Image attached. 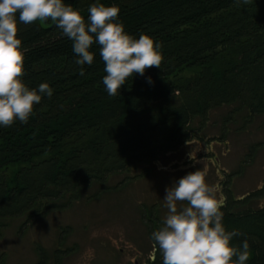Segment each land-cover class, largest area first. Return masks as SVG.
Wrapping results in <instances>:
<instances>
[{
	"label": "trees",
	"instance_id": "trees-1",
	"mask_svg": "<svg viewBox=\"0 0 264 264\" xmlns=\"http://www.w3.org/2000/svg\"><path fill=\"white\" fill-rule=\"evenodd\" d=\"M87 21L96 0H63ZM117 6L118 22L134 38L143 33L161 46L160 68L134 75L114 96L103 84L104 63L99 46L94 61L79 74L72 41L48 20L19 22L23 82L30 89L47 83L48 98L34 105L28 123L0 127V233L8 220L22 218L20 230L80 199H96L109 176L200 140L208 114L231 107L223 118L246 123L264 115V0H100ZM151 77L152 83L148 82ZM224 128V126H223ZM221 130V136L224 130ZM252 148L235 174L251 157ZM222 182L219 203L226 231L238 230L231 245L250 246L246 264H264V179L261 185L234 196ZM93 186L96 189L86 195ZM139 220L150 244L143 264H162L151 239L162 226L155 204L138 206ZM67 227L57 232L49 253L33 244L31 264H62L74 252L65 246ZM235 259V258H234ZM0 264L3 256L0 254Z\"/></svg>",
	"mask_w": 264,
	"mask_h": 264
},
{
	"label": "clouds",
	"instance_id": "clouds-1",
	"mask_svg": "<svg viewBox=\"0 0 264 264\" xmlns=\"http://www.w3.org/2000/svg\"><path fill=\"white\" fill-rule=\"evenodd\" d=\"M119 11L117 6L96 0L88 8L86 21L79 10L63 0H0V127H10L17 120L27 124L34 105L41 102V94L48 98L53 95L47 83L30 89L22 80L24 51L17 38V14L25 25L51 20L62 30L72 41L81 76L85 75L83 66L93 63L90 48L97 44L105 65L102 82L110 96L116 95L129 77L160 68L161 46L146 34L138 39L128 34L118 22ZM148 82L152 83L151 77ZM165 192L167 214L162 226L151 234L162 264H246L251 255L248 240L244 239L240 247L231 245L233 237L242 233L226 231L216 189L206 182L203 169L173 180Z\"/></svg>",
	"mask_w": 264,
	"mask_h": 264
},
{
	"label": "rangeland",
	"instance_id": "rangeland-1",
	"mask_svg": "<svg viewBox=\"0 0 264 264\" xmlns=\"http://www.w3.org/2000/svg\"><path fill=\"white\" fill-rule=\"evenodd\" d=\"M229 106L212 109L200 140H192L156 160L108 177L105 189L96 199H80L69 208L53 211L20 230L22 218L8 220L0 233L3 264H31L33 244L50 253L57 232L67 227L65 246L75 244L74 252L62 264H143L150 244L139 220L138 206L155 204L160 218L167 214L165 189L189 172L203 169L206 182L216 189L220 203L222 182L234 196L259 187L264 179V115L243 123L242 118L224 122ZM224 126V128H223ZM224 135L221 136V130ZM252 148L251 157L239 174L240 162ZM93 186L86 195L93 192ZM181 205H178L180 207Z\"/></svg>",
	"mask_w": 264,
	"mask_h": 264
}]
</instances>
